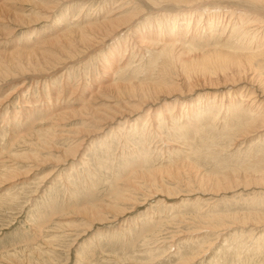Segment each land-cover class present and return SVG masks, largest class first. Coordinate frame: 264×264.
Instances as JSON below:
<instances>
[{
  "label": "rangeland",
  "instance_id": "rangeland-1",
  "mask_svg": "<svg viewBox=\"0 0 264 264\" xmlns=\"http://www.w3.org/2000/svg\"><path fill=\"white\" fill-rule=\"evenodd\" d=\"M261 8L0 0V264H264Z\"/></svg>",
  "mask_w": 264,
  "mask_h": 264
},
{
  "label": "bare ground",
  "instance_id": "bare-ground-1",
  "mask_svg": "<svg viewBox=\"0 0 264 264\" xmlns=\"http://www.w3.org/2000/svg\"><path fill=\"white\" fill-rule=\"evenodd\" d=\"M173 1V0H171ZM196 1V0H195ZM176 2V1H174ZM192 2V1H191ZM251 3H255L256 6H261L262 10L264 11V0H251ZM255 6V5H254ZM128 11V10H127ZM259 11V10H258ZM1 12V11H0ZM233 13V12H232ZM261 13V12H260ZM231 14V13H230ZM260 15V14H259ZM247 16V15H246ZM254 16V15H253ZM237 17V16H236ZM263 17V16H262ZM126 18V17H125ZM129 18V17H127ZM127 18L125 20H127ZM256 18V17H255ZM236 19V18H235ZM259 19V18H258ZM2 20V19H1ZM261 20V19H260ZM260 20H256L255 23H261L262 25V21ZM113 21V20H112ZM237 21V20H236ZM249 21V20H248ZM114 22V21H113ZM128 22V21H127ZM244 22V21H243ZM254 20L252 22H245L247 25L245 26V28H247V30H243L244 31V34L245 33H252V35L254 33H256V30H259L258 28L261 26H258L257 24L253 23ZM126 23V22H125ZM235 23V22H234ZM241 23V21H240ZM120 24V23H119ZM238 24V23H237ZM245 25V24H244ZM264 25V24H263ZM113 26V25H112ZM231 27V26H230ZM238 27V26H237ZM256 27V28H254ZM262 27V26H261ZM117 28V27H116ZM119 28V27H118ZM242 28V27H241ZM244 28V27H243ZM250 28V29H249ZM252 28H254L252 30ZM261 29V28H260ZM238 30V29H237ZM263 30V29H262ZM112 31V30H111ZM109 32V31H108ZM239 32V31H238ZM260 32V30H259ZM228 33V32H227ZM232 34V33H231ZM249 34V33H248ZM260 37V36H259ZM234 38V37H233ZM245 39V38H244ZM256 39V38H255ZM191 40V39H190ZM250 40H253V39H250ZM236 41V40H235ZM234 41V43H235ZM239 42V41H238ZM242 41H240L241 43ZM255 42V41H254ZM257 42V41H256ZM260 44L262 41H259ZM247 43V41H246ZM243 44V43H242ZM257 44V43H256ZM263 44V43H262ZM238 45V43H237ZM240 45V44H239ZM252 46V45H251ZM250 46V47H251ZM263 46V45H262ZM167 47V46H166ZM233 47V46H232ZM245 47V46H243ZM255 47V46H254ZM236 48V47H235ZM241 48V47H240ZM258 48V47H257ZM252 47L251 48H248L246 50H243V54H237L236 51H242V50H236L235 51V54L234 53H227V54H220L218 56H216L213 60H210V61H207V62H203V65L201 64H198L199 65V68L196 69L197 71H199L200 73H205V72H225L231 68L237 70V77L240 76V73L242 74L243 72L245 71H251L253 73H256V74H259V73H262L264 71V52H261V53H253L252 51ZM256 49V48H255ZM165 50V49H164ZM168 50V49H167ZM254 50V49H253ZM257 50V49H256ZM261 51V50H260ZM257 52H259V49L257 50ZM165 54V53H164ZM163 54V55H164ZM162 55V57H163ZM214 55V54H213ZM171 57V56H169ZM205 58L207 56H204ZM203 57V59H204ZM210 58V57H209ZM207 59V58H206ZM212 59V58H211ZM171 60V59H170ZM200 63V62H199ZM166 64V63H164ZM198 73V72H197ZM229 73V72H228ZM226 74V72H225ZM228 75V74H227ZM201 76V75H200ZM207 76V75H206ZM205 76V77H206ZM209 76V75H208ZM222 76V75H221ZM224 76V75H223ZM226 76V75H225ZM224 76V77H225ZM215 77V76H214ZM227 77H230V76H227ZM209 78V77H208ZM226 79V78H225ZM226 81V80H225ZM224 81V82H225ZM237 80H236V77L233 79V76L230 77V79L227 80V82L224 83V85H227L229 84V86H236L237 84ZM256 83V82H255ZM130 84V83H129ZM130 86V85H129ZM263 90V89H262ZM263 92V91H262ZM261 94V93H260ZM252 95V94H251ZM91 97V96H90ZM262 98V97H261ZM257 99V98H256ZM230 105V104H229ZM232 109V108H231ZM73 115V114H72ZM130 115V114H129ZM46 118V117H45ZM260 119H263V115L260 117ZM260 121V120H259ZM53 123V122H52ZM260 123V122H259ZM264 124V123H263ZM238 126V125H237ZM247 127V126H246ZM242 128V127H241ZM254 128V127H253ZM248 129V127H247ZM252 129V128H251ZM240 131V129H239ZM242 131V130H241ZM236 132V131H235ZM245 132V131H244ZM237 133V132H236ZM240 133V132H239ZM242 133V132H241ZM249 133V132H247ZM79 146V145H78ZM77 153V151H74L73 155L75 156ZM240 186V185H238ZM152 189V188H151ZM246 214V213H245ZM249 219V218H248ZM237 223V222H236ZM254 226V225H253ZM258 226V225H257Z\"/></svg>",
  "mask_w": 264,
  "mask_h": 264
}]
</instances>
